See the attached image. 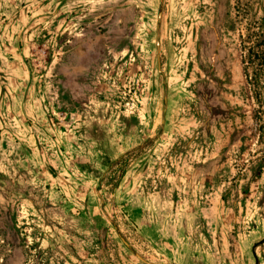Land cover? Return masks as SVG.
<instances>
[{
    "label": "rangeland",
    "instance_id": "rangeland-1",
    "mask_svg": "<svg viewBox=\"0 0 264 264\" xmlns=\"http://www.w3.org/2000/svg\"><path fill=\"white\" fill-rule=\"evenodd\" d=\"M257 27L264 0H0V264H264Z\"/></svg>",
    "mask_w": 264,
    "mask_h": 264
},
{
    "label": "trees",
    "instance_id": "trees-1",
    "mask_svg": "<svg viewBox=\"0 0 264 264\" xmlns=\"http://www.w3.org/2000/svg\"><path fill=\"white\" fill-rule=\"evenodd\" d=\"M243 43L246 45V56L243 61L245 77L257 107L255 121L262 129L264 128V28L249 29Z\"/></svg>",
    "mask_w": 264,
    "mask_h": 264
},
{
    "label": "water",
    "instance_id": "water-1",
    "mask_svg": "<svg viewBox=\"0 0 264 264\" xmlns=\"http://www.w3.org/2000/svg\"><path fill=\"white\" fill-rule=\"evenodd\" d=\"M124 242V241H123ZM140 261H142L143 262V260L141 259V258H139V257H137Z\"/></svg>",
    "mask_w": 264,
    "mask_h": 264
}]
</instances>
